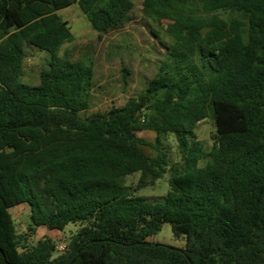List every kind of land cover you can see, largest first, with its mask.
I'll use <instances>...</instances> for the list:
<instances>
[{
  "label": "trees",
  "instance_id": "trees-1",
  "mask_svg": "<svg viewBox=\"0 0 264 264\" xmlns=\"http://www.w3.org/2000/svg\"><path fill=\"white\" fill-rule=\"evenodd\" d=\"M76 4L99 38L135 6L0 0V264H264V0H147L172 18L167 58L138 97L95 114L93 67L58 55L73 38L59 12ZM28 49L51 56L36 86L21 81ZM208 119L210 151L196 135ZM169 136L181 156L172 166ZM135 173L137 189L170 174L162 203L133 195ZM20 206L32 231L80 229L63 252L50 238L31 244L12 225ZM167 223L185 249L147 241Z\"/></svg>",
  "mask_w": 264,
  "mask_h": 264
},
{
  "label": "rangeland",
  "instance_id": "rangeland-1",
  "mask_svg": "<svg viewBox=\"0 0 264 264\" xmlns=\"http://www.w3.org/2000/svg\"><path fill=\"white\" fill-rule=\"evenodd\" d=\"M132 1L135 6L128 23L105 33L102 38H99V34L94 31L77 4L59 12L69 23L73 38L63 46L58 55L73 62H84L94 69V86L90 93V107L87 114L107 113L113 108L125 105L129 99L138 97L167 58V47L172 42L167 34V28L173 23L172 18L165 13L166 16L150 14L145 8L147 0ZM215 14L226 20L238 16L231 11H220ZM50 59L51 56L46 52L28 49L25 75L21 81L32 86L38 85L40 73L47 67ZM215 133L216 127L212 119L202 123L196 130V135L204 144L206 151L212 149V138ZM137 136L147 143H155L157 138L156 134L150 131L139 132ZM161 148L168 153L171 166L181 162L174 136L164 140ZM142 149L151 158H156L158 155V151L150 146H143ZM140 178L141 173L126 178V185L132 187L133 195L151 202L162 203L171 190L170 174H166L154 186L137 189ZM12 216V225L17 234L27 237L31 244H36L45 238L53 239L57 244L58 252L59 247L67 245L80 229L79 224H71L63 232L43 228L32 231L28 206L13 209ZM147 241L178 249L186 247V236L176 237L173 226L169 223L164 224L161 231L149 237Z\"/></svg>",
  "mask_w": 264,
  "mask_h": 264
},
{
  "label": "built area",
  "instance_id": "built-area-1",
  "mask_svg": "<svg viewBox=\"0 0 264 264\" xmlns=\"http://www.w3.org/2000/svg\"><path fill=\"white\" fill-rule=\"evenodd\" d=\"M68 244L62 245L60 248V252H63L67 248Z\"/></svg>",
  "mask_w": 264,
  "mask_h": 264
}]
</instances>
